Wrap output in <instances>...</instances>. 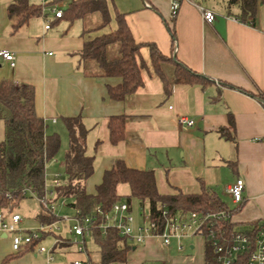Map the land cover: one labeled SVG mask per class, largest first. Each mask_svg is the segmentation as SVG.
<instances>
[{
  "label": "crops",
  "instance_id": "obj_1",
  "mask_svg": "<svg viewBox=\"0 0 264 264\" xmlns=\"http://www.w3.org/2000/svg\"><path fill=\"white\" fill-rule=\"evenodd\" d=\"M18 1L0 0V49L14 57L13 66L0 57V83L9 81L16 88L32 87L35 114L45 121L47 135L60 136L64 153L68 138L62 118L82 120L88 129L86 153L94 157V173L85 183L88 193L94 192L104 171L122 160L130 168L153 171L161 195L176 191L197 194L201 184L216 194L220 189L228 194V187L241 179L244 203L232 222L244 228L264 220V105L256 97H264V4L257 8L255 26H250L238 20L237 9L227 14L226 0H185L173 21L170 0H115L116 4L107 0L112 14L115 11L124 15L136 43L154 44L163 56L209 81L204 85L176 83L173 63H161L159 68L170 90L165 94L163 82L151 65L149 50L143 47V86L117 102L108 99L107 87L116 86L120 79L98 76L92 63L84 64L79 59L85 36L101 31L85 33L99 24L86 28L83 22L91 16L73 22L49 17L48 30L41 16L19 24L21 14L8 11V6ZM28 3L37 5L35 0ZM199 7L214 13L211 24L203 21ZM168 27L174 28V50ZM119 115L126 117L125 137L113 145L109 141L108 121ZM229 115L234 121L232 130ZM180 117L192 120L194 125H180ZM219 129H225L230 138L221 137ZM117 194L128 197L129 186L119 184ZM228 208L237 207L232 204ZM21 227L35 230L39 223ZM45 237L33 249L16 256L10 235L0 233V264H39L38 256L44 254L38 253V246ZM193 237L202 240L201 259L199 255L196 259L171 257L172 242L176 250L179 246L182 250L177 240L162 246L150 238L142 245L125 240L129 248L126 262L138 264L155 259L163 264H206L203 238L183 239ZM62 240L69 241L57 236L52 254L70 250L71 264L75 260L90 264L86 249L83 254L77 253L70 242L65 245ZM190 248L194 249V245Z\"/></svg>",
  "mask_w": 264,
  "mask_h": 264
},
{
  "label": "trees",
  "instance_id": "obj_2",
  "mask_svg": "<svg viewBox=\"0 0 264 264\" xmlns=\"http://www.w3.org/2000/svg\"><path fill=\"white\" fill-rule=\"evenodd\" d=\"M66 2L63 15L60 19L69 22L83 20L85 17L98 14L100 23L91 32L101 31L94 36H85L79 59L82 63H92L98 76L118 78L120 83L107 87V97L111 101H123L126 97L135 94L143 86L141 72L145 69V62L140 56L143 47L149 50V59L155 74L161 79L165 94L170 92L159 65L172 62L175 70V82L204 85L205 77L185 68L178 61L163 56L152 43H136L125 23L124 15L111 12L107 0H61ZM264 4V0H226L227 14L231 9L238 10V20L250 26H255L257 8ZM10 13H19L20 23L40 16L38 5H31L28 0H20L8 6ZM174 18H172V21ZM113 23L115 26L108 32L102 30ZM171 36L172 48L175 49L174 28L168 27ZM115 48L111 57L109 50ZM248 96L255 97L250 92L227 85ZM263 102V95L256 96ZM124 115L112 116L108 121L109 141L115 145L125 137ZM0 121L4 125L3 141L0 143V212H12L19 203L26 198L23 191L29 190L36 196L42 197L45 193L46 167L58 155L61 148V139L57 133L46 134V123L38 118L34 110V92L32 87L23 85L16 88L9 81L0 83ZM67 133L68 145L61 165L62 179L65 184L50 188L54 194V201L69 200L68 206L75 212V218H90L96 214L97 208L109 211L113 204L124 202L131 206L132 200L140 205L147 203L148 213L153 220L162 222V210L170 215H183L194 212L198 214L214 213L220 210L228 211L233 217L238 211L229 209L215 192L201 184L197 194H184L176 191L173 194L161 195L158 193L154 173L151 170H138L128 167L124 161L117 160L112 168L104 171L101 182L95 186L93 193L85 188L86 181L94 173V157L86 153V138L88 129L79 117L62 118ZM229 129L234 128L232 115L228 117ZM221 137L229 139L225 129H219ZM99 143L97 142L96 145ZM127 184L130 195L121 198L117 194V186ZM43 209V208H42ZM39 225H46L59 219L47 212H40L36 216ZM98 222V221H97ZM258 222L251 223L254 225ZM225 228L233 231L239 224L224 222ZM249 226V225H247ZM246 227V226H245ZM46 235H42L41 239ZM90 238L97 246L100 255V264H125L129 248L125 238L117 230L107 229L102 232L93 227ZM32 243L16 256L33 249ZM65 245L67 243H64ZM8 260V259H7ZM211 252L206 245L205 263L211 264Z\"/></svg>",
  "mask_w": 264,
  "mask_h": 264
},
{
  "label": "built area",
  "instance_id": "obj_3",
  "mask_svg": "<svg viewBox=\"0 0 264 264\" xmlns=\"http://www.w3.org/2000/svg\"><path fill=\"white\" fill-rule=\"evenodd\" d=\"M40 8V16L44 19L45 30L50 28V20L60 19L63 15L65 4L61 0H35ZM185 0H170L171 19L174 18ZM203 21L211 24L215 15L212 11L199 7ZM234 21H238L233 18ZM0 57L10 62L13 66L14 57L7 50L0 49ZM178 123L185 127H192L194 122L185 117H180ZM65 184L61 173H54L51 188ZM45 184V193L42 197L36 196L29 190L23 191V195L36 197L40 206L49 214L54 215L56 208L53 200L54 194ZM231 202L236 207L244 203V182L237 179L227 189ZM142 225L133 227V218L129 212V205L118 202L112 205L109 211L97 208L96 214L90 218H73L68 232L72 235L71 244L76 246L77 253L85 252V239L90 237L93 227L104 232L107 229H115L121 237L136 245H142L147 239H157L162 246H168L172 239L179 243L181 239L192 236H200L208 245L211 252V264H264V220L242 229L229 231L223 225L224 222H232V216L228 211L220 210L214 213L198 214L194 212L183 215H170L162 210V222L151 219L148 212L141 214ZM98 221V222H97ZM22 219L12 212H0V233L10 235L12 251L19 252L32 243H38L42 235L54 234L59 228V221L39 225L35 230L25 231L21 225ZM58 242V240H56ZM180 250L181 247L179 246ZM38 253L45 255L46 264L53 262L52 249L47 251L40 246ZM72 264H88L86 260H75Z\"/></svg>",
  "mask_w": 264,
  "mask_h": 264
},
{
  "label": "rangeland",
  "instance_id": "obj_4",
  "mask_svg": "<svg viewBox=\"0 0 264 264\" xmlns=\"http://www.w3.org/2000/svg\"><path fill=\"white\" fill-rule=\"evenodd\" d=\"M114 3L116 4L115 0ZM64 4L66 5V2H64ZM87 18V17H85ZM100 20H99V15L98 14H94L92 15L90 18H87V20H84V26L86 28H91L92 26H96L97 24H99ZM114 24L111 23L110 25H108L107 27H105L103 29L102 32H108L109 30H111L112 28H114ZM112 47H116V46H111L110 47V52H109V56L111 57V54L113 53L115 48ZM3 124L0 123V142L3 141ZM2 140V141H1ZM63 156H64V152L62 149H60L58 155L55 157V159L50 162L47 167H46V185H48L49 187L51 186V181H52V177L54 173H62V169H61V165H62V161H63ZM51 188V187H50ZM218 196L220 197V199L222 200V202L224 204H226L229 207H232V202H231V198L228 194H226L225 192H222V189H220V191H217ZM70 203L69 200H57L55 201L56 204V208L54 211V215L59 219V222L57 223V227L59 228V230H56L54 235H47V237H45L43 239V241L40 243V245L38 246V248L40 246L45 247V249L47 251L51 250L53 248L55 239L57 236L61 237L62 239H68L69 241L66 240H62V242L64 243H69L70 240L72 239V235L69 234L68 229L69 227L72 225V219L74 218V214L75 212L68 206V204ZM13 213H16L18 215L21 216L22 224H34L35 225V218L36 216L42 212L45 213L46 211L44 209H42V207L40 206L39 202L37 201L36 197H33L31 195H27L25 199H23L20 203L19 206L16 209H12L11 210ZM148 212V205L147 203H144L143 205H140V202L137 200H132L131 201V217L133 218V227H140L142 225V216L141 214ZM75 249L76 246L74 244H71ZM179 245L182 246V250H176V245L175 242H172V246L170 247V256L171 257H182V258H193L196 259L198 257V255L201 259V255L203 252V248H202V240L199 237H193L190 239H181L179 242ZM190 245H194V249L190 248ZM73 249V248H72ZM85 249L89 255V263L90 264H100V255L97 249V246L95 245V243L89 239L86 238L85 239ZM36 251V250H35ZM71 251H66V252H57L55 251V253H53V258H54V262L51 264H71V259H70V255H71ZM200 253V254H199ZM149 258V257H148ZM45 255H41L38 256V261L39 264H44L45 262ZM129 260L125 263L128 264ZM112 264H122V263H112ZM138 264H163L162 261H158L155 259H146L141 261Z\"/></svg>",
  "mask_w": 264,
  "mask_h": 264
}]
</instances>
